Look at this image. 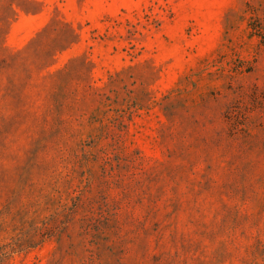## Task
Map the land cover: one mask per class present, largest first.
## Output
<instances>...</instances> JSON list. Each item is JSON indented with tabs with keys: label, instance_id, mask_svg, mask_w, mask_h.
<instances>
[{
	"label": "rangeland",
	"instance_id": "obj_1",
	"mask_svg": "<svg viewBox=\"0 0 264 264\" xmlns=\"http://www.w3.org/2000/svg\"><path fill=\"white\" fill-rule=\"evenodd\" d=\"M0 264H264V0H0Z\"/></svg>",
	"mask_w": 264,
	"mask_h": 264
}]
</instances>
